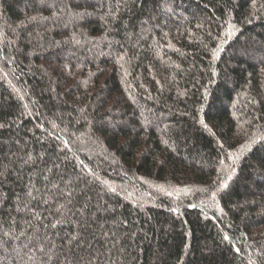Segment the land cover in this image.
I'll list each match as a JSON object with an SVG mask.
<instances>
[{"label":"trees","instance_id":"16d2710c","mask_svg":"<svg viewBox=\"0 0 264 264\" xmlns=\"http://www.w3.org/2000/svg\"><path fill=\"white\" fill-rule=\"evenodd\" d=\"M0 264H264V0H0Z\"/></svg>","mask_w":264,"mask_h":264},{"label":"snow or ice","instance_id":"6c2138e0","mask_svg":"<svg viewBox=\"0 0 264 264\" xmlns=\"http://www.w3.org/2000/svg\"><path fill=\"white\" fill-rule=\"evenodd\" d=\"M228 35H230L231 33L229 32V33H227ZM214 58H215V56H214ZM225 239L227 240L228 239V237H225Z\"/></svg>","mask_w":264,"mask_h":264}]
</instances>
